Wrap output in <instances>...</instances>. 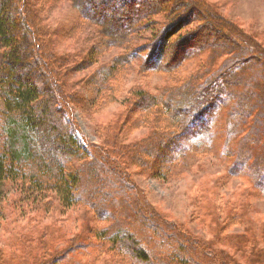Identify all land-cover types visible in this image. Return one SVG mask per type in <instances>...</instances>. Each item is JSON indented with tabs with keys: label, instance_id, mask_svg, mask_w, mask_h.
<instances>
[{
	"label": "trees",
	"instance_id": "16d2710c",
	"mask_svg": "<svg viewBox=\"0 0 264 264\" xmlns=\"http://www.w3.org/2000/svg\"><path fill=\"white\" fill-rule=\"evenodd\" d=\"M35 1L0 0V186L15 187L31 210L48 206L52 198L63 210L86 208L92 221L101 225L90 231L100 243L99 250L107 246L125 264H238L213 250L210 243L148 210L130 175L108 152L99 149L88 161L91 154L74 138L73 122L68 118L70 108L81 101L73 89L63 87L68 78L96 65L100 55L111 48L122 49L113 65L83 77L89 87L94 83L95 93L114 71L143 54L141 69L172 76L173 83L161 95L152 96L140 88L131 93L132 107L140 115L130 126L150 129L149 138L133 146L119 143L123 134L117 132L105 138L111 152L143 171L153 169L149 166L153 161L169 164L184 151L185 141L208 133L218 111L240 89L248 94L238 100L243 110L250 107L245 118L262 114L257 122L249 120L251 125L243 121L242 148L228 151L232 161L223 179L244 173L250 195L264 198V154L255 153L264 146L261 47L230 29L204 0H49L68 2L77 10L79 19L71 34L87 29L96 34L89 37L92 42L88 45L86 35L75 52L59 57L52 50L55 31L34 21ZM145 32H151L154 39L145 46L134 45ZM204 51L213 57L203 70L199 67L186 78L176 76L191 54ZM249 63L262 72L244 70ZM252 74L254 81H245ZM4 200L0 198V220ZM228 206L230 214L219 229L243 221L235 214L239 204ZM218 240L233 245L237 239L219 236ZM240 244L244 248L247 242L243 239ZM250 253V260L263 254L253 249Z\"/></svg>",
	"mask_w": 264,
	"mask_h": 264
},
{
	"label": "rangeland",
	"instance_id": "374dc122",
	"mask_svg": "<svg viewBox=\"0 0 264 264\" xmlns=\"http://www.w3.org/2000/svg\"><path fill=\"white\" fill-rule=\"evenodd\" d=\"M204 1L205 6L226 20L230 29L249 38L251 43L264 51V0ZM34 5V21L55 31L52 50L59 57L75 52L84 44L86 35L87 45L96 35L92 29L81 31L77 35L71 34L72 28L78 23L79 14L68 2L38 0ZM194 26L195 23L192 27ZM152 36L151 32L142 33V39L135 40L134 45L145 46L154 39ZM197 53L199 52L191 54L183 62L177 70V77L186 78L199 70V67L203 70L213 57L208 51ZM120 54V48L107 50L100 55L96 65L68 78V85L63 87L66 91L73 89L77 100L81 101V105L70 108L68 118L73 122L74 138L84 151L91 154L88 161L94 159L93 154L98 153L99 149L108 152L111 160L120 164L130 175L131 182L141 192L143 204L152 213L210 243L213 250L232 257L238 264L263 263L264 198L250 195V183L244 173L223 179L224 170L232 161L228 151L242 148L243 121L246 120V126L251 125L249 120L257 122L262 112H258L260 115L254 113L249 119L245 118L250 107L243 110L242 101L239 103L238 100H241L240 96L246 97L248 94L239 89L234 92L237 97L218 111L208 133L185 141L182 144L184 151L176 154L171 162L168 161L169 164L157 160L149 165L153 169L140 170L124 163L120 156L111 152L105 138L116 132L123 134L119 143L124 142L127 146L139 144L149 138L150 129L130 126L140 115L132 107L131 93L133 89L140 88L152 96L161 95L167 84L173 83L172 76L141 69L143 54L114 71L105 84L97 87L100 90L95 93L92 89L94 83L90 82L92 84L89 87L83 77H88V74L101 67L110 68L112 60ZM219 62L221 61L218 60L217 63ZM253 65L249 63L244 70L262 72V68ZM262 75L264 77V73L260 76ZM253 77L252 74L245 81H254ZM77 79L79 82L75 84ZM111 97H114L112 103H101ZM249 148L256 150L257 147ZM258 150L255 153L264 154V146ZM0 198L5 199L0 220V264H125L121 258L107 250V246L99 250V241L93 239L90 233L96 224L86 208L75 206L63 210L56 199L52 198L48 206L31 210L29 201L8 183L0 186ZM232 203L239 204V213L235 214L242 216L243 221L233 222L234 225L221 226L219 229V224L230 214L226 208ZM97 227L101 225L97 224ZM219 236L237 239L233 241L236 247L230 242L219 241ZM243 239L247 242L244 248L240 244ZM42 241L45 244L41 245ZM250 249L261 250L263 254L254 258ZM249 254L253 261L248 259ZM39 259L41 262L35 263Z\"/></svg>",
	"mask_w": 264,
	"mask_h": 264
}]
</instances>
